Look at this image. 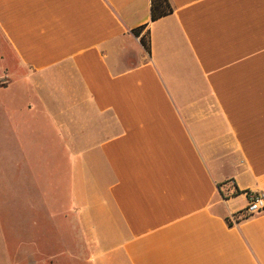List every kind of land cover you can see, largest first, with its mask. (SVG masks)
<instances>
[{"label": "crops", "instance_id": "1", "mask_svg": "<svg viewBox=\"0 0 264 264\" xmlns=\"http://www.w3.org/2000/svg\"><path fill=\"white\" fill-rule=\"evenodd\" d=\"M169 2L0 0V264H264V0Z\"/></svg>", "mask_w": 264, "mask_h": 264}, {"label": "trees", "instance_id": "2", "mask_svg": "<svg viewBox=\"0 0 264 264\" xmlns=\"http://www.w3.org/2000/svg\"><path fill=\"white\" fill-rule=\"evenodd\" d=\"M172 13H173V8H172L169 0H151V20L153 22L157 21L163 17H166ZM141 31H142V28L139 30H134L133 33L136 36H140ZM141 43L148 50H150L149 45H148L144 36L141 38Z\"/></svg>", "mask_w": 264, "mask_h": 264}, {"label": "built area", "instance_id": "3", "mask_svg": "<svg viewBox=\"0 0 264 264\" xmlns=\"http://www.w3.org/2000/svg\"><path fill=\"white\" fill-rule=\"evenodd\" d=\"M264 212V195L250 196L243 217H254Z\"/></svg>", "mask_w": 264, "mask_h": 264}, {"label": "rangeland", "instance_id": "4", "mask_svg": "<svg viewBox=\"0 0 264 264\" xmlns=\"http://www.w3.org/2000/svg\"><path fill=\"white\" fill-rule=\"evenodd\" d=\"M145 39H146V41H147V43H148V40H147V38L145 37ZM145 47V46H144ZM145 49H147L146 47H145ZM148 50V49H147Z\"/></svg>", "mask_w": 264, "mask_h": 264}]
</instances>
